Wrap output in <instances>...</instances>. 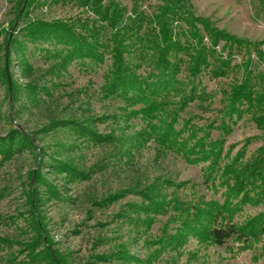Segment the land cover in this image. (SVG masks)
Returning <instances> with one entry per match:
<instances>
[{"label": "rangeland", "instance_id": "374dc122", "mask_svg": "<svg viewBox=\"0 0 264 264\" xmlns=\"http://www.w3.org/2000/svg\"><path fill=\"white\" fill-rule=\"evenodd\" d=\"M99 1L106 5L109 0ZM182 1L194 17L215 29L260 45L263 61L251 56L259 87V75L264 74V0ZM82 2L0 0V141L21 134L33 143L28 151H11L13 143L9 150H2L0 143V264H51L46 257L49 254L56 264V256L62 264H264V237L246 249L233 242L213 246L191 235L182 243L167 245L166 240L181 229L172 201L189 206L202 201L221 204L224 190L205 183L207 164L189 165L152 140L137 144L131 139L145 128V122L127 116L139 106L102 96L109 56L103 64L74 62L61 72L52 69L54 61L41 51H52L50 44L26 45L30 69L24 71L25 65L19 66L15 53H7V35L19 39L14 28L18 26V32L34 20L74 24L77 32L86 23L97 28L102 37L109 36L106 24ZM115 2L127 18L134 11L152 18L162 5L160 0ZM197 28L202 32L200 25ZM215 52L217 58L220 48ZM178 56L182 60L178 79L187 81L186 56ZM244 61V53L234 49L224 76L215 78L212 73L219 64L210 58V66L192 81L198 98L180 113L175 128L181 129L185 123L187 130L212 126L209 140L223 138L224 153L230 150V158L245 148L246 162L261 146L262 133L250 115L231 122L228 133L217 130L224 120L223 93L240 79ZM131 62L140 64L137 58ZM147 71L142 67L138 73ZM27 86L35 91L29 92ZM167 108L175 110V105L172 102ZM63 121L77 122L82 128L62 127L58 122ZM88 131L96 134L95 140ZM53 159L71 166L78 175L54 173V165L46 169L44 164ZM152 185L158 186L156 194L169 202L165 215L143 209L149 204L135 193ZM119 193L121 199L107 201ZM262 210V206H245L235 222H245ZM41 254L45 256L38 259Z\"/></svg>", "mask_w": 264, "mask_h": 264}, {"label": "trees", "instance_id": "16d2710c", "mask_svg": "<svg viewBox=\"0 0 264 264\" xmlns=\"http://www.w3.org/2000/svg\"><path fill=\"white\" fill-rule=\"evenodd\" d=\"M160 1L162 5L157 8L152 18L136 11L127 18L125 10L115 0H109L106 5L99 0H83L82 6H90L98 20L106 24L110 31L109 36L102 37L97 28L86 23L81 26L82 30L77 32L74 24L57 20H34L18 32V26L14 28V33L20 35V40L14 35L11 38L7 35V53H15L19 66L24 68L25 65L24 71L30 69V66H26V45L50 44L52 51L40 50L44 51L48 59L54 61L52 69L55 67V71L61 72L66 71L74 62L103 64L105 57L109 56L110 65L100 90L102 96L123 101L130 107L139 106L137 111L130 112L127 116L140 117L145 122V128L140 129L131 139L137 144L140 140L143 143L152 140L164 151L175 152L189 165L207 164L205 183L214 189L224 190L221 204L202 201L189 206L172 201L173 205L175 204L174 209L179 213L175 220L180 222L181 229L176 237L174 236L177 239L166 240L167 245L174 241L182 243L186 236L191 235L200 242L213 246L221 247L227 242H233L240 244V249H246L264 237V74L259 75L260 84L256 87L257 76L252 70L251 60V56L255 55L257 60L262 62L263 53L260 45L219 31L206 20L194 17L182 0ZM197 25L202 27V32ZM217 48H220L221 54L214 58ZM234 49L244 53L245 61L241 65L240 79L228 92L223 93L224 120L217 130L228 133L231 122L241 119L244 115H250L256 128L262 133L259 138L261 146L246 162H243L245 148L230 158V150L224 153L223 138L209 140L212 126H209L208 130H187L188 123H185L181 129L175 128L180 113L198 98L192 81L201 74L202 69L210 66V58L219 64V69L212 75L215 78L224 76L223 69L228 67ZM180 53L186 56L183 65L187 72V81L178 79L182 65V60L178 58ZM135 58L140 60L139 65L132 64L131 61ZM6 60L9 63L10 58L7 56ZM142 67L148 69L143 75L138 73ZM189 85L190 90L187 92ZM27 89L29 92L35 91L29 86ZM172 102L175 110L167 108ZM58 123H62V127L71 125L82 128L77 122ZM198 132L202 133L201 137ZM88 133L93 137L92 140H95L96 134L90 131ZM250 141L251 139L246 140L248 145ZM31 142L32 140L21 134H10L8 138L0 141L2 150H9L13 143L11 151H28L33 147ZM44 165H47L46 169L54 165V173L78 175L71 166L55 159L52 163ZM157 187L152 185L142 192L134 191L143 197L144 203L149 204L143 209L163 214L166 211L165 205H169V202H165V198L156 194ZM122 197L123 194L119 193L107 201L113 203ZM245 206H262L263 210L245 222L236 223V216ZM34 220L33 224L39 230L38 223L35 218ZM35 240L37 241V238ZM27 251L30 253L31 249ZM119 251L123 254L122 257H125L122 248ZM43 256L45 254H41L38 259H43ZM46 257L51 264H56L50 254ZM56 261L62 264L57 256Z\"/></svg>", "mask_w": 264, "mask_h": 264}]
</instances>
